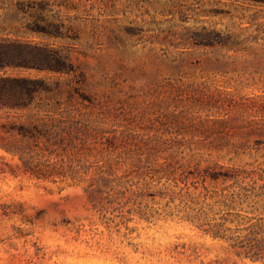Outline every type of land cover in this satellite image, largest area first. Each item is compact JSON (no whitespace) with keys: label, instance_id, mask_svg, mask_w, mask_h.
Listing matches in <instances>:
<instances>
[{"label":"rangeland","instance_id":"obj_1","mask_svg":"<svg viewBox=\"0 0 264 264\" xmlns=\"http://www.w3.org/2000/svg\"><path fill=\"white\" fill-rule=\"evenodd\" d=\"M69 1L54 12L77 39L17 32L23 13L0 2V35L68 47L86 76L71 101L81 119L72 135L84 142L55 171H26L0 148L17 172L0 174V264H264L181 218L183 183L162 171L264 167V3ZM203 26L222 42L186 39L187 27ZM8 72L75 83L73 74Z\"/></svg>","mask_w":264,"mask_h":264},{"label":"trees","instance_id":"obj_2","mask_svg":"<svg viewBox=\"0 0 264 264\" xmlns=\"http://www.w3.org/2000/svg\"><path fill=\"white\" fill-rule=\"evenodd\" d=\"M264 3V0H249ZM22 14L17 32L38 34L55 39H77L75 26L67 24L55 7H73L69 0H0ZM186 39L195 45H216L222 42L220 32L206 26L191 30ZM231 45H238L233 37ZM68 47L36 42L16 34L0 35V148L18 156L26 171H55L63 161V152L82 145L76 143L73 131L81 127V119L71 106L73 92H79L86 79ZM9 69L73 74L72 88L59 81ZM64 93L68 98H64ZM4 118V119H3ZM24 118V119H23ZM51 161V158H53ZM17 174L7 162H0V174ZM167 165V181L174 180L180 197L181 218L192 223L214 240L223 241L240 258L264 261V167L225 166L215 163L204 168H182ZM161 170H157L160 172ZM150 175H155V170ZM163 178V176H160ZM56 181V180H54Z\"/></svg>","mask_w":264,"mask_h":264}]
</instances>
